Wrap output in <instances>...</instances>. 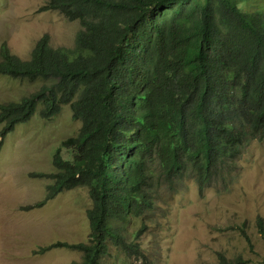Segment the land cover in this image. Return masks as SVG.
Instances as JSON below:
<instances>
[{
	"label": "trees",
	"instance_id": "1",
	"mask_svg": "<svg viewBox=\"0 0 264 264\" xmlns=\"http://www.w3.org/2000/svg\"><path fill=\"white\" fill-rule=\"evenodd\" d=\"M249 1L47 0L42 11L80 23L73 47H53L45 34L22 59L1 45L0 75L45 83L0 103V151L39 104L43 119L70 105L81 121L57 147L55 171L32 173L53 182L24 209L87 187L89 240L56 241L40 253L69 248L82 253L69 264H114V245L146 261L138 240L147 225L131 227L155 211L158 188L193 178L203 195L234 172L245 146L264 139V4L243 10ZM257 226L264 238L262 217ZM237 229L251 244L245 223ZM212 264L247 261L219 252Z\"/></svg>",
	"mask_w": 264,
	"mask_h": 264
},
{
	"label": "rangeland",
	"instance_id": "2",
	"mask_svg": "<svg viewBox=\"0 0 264 264\" xmlns=\"http://www.w3.org/2000/svg\"><path fill=\"white\" fill-rule=\"evenodd\" d=\"M47 0H0V48L29 59L37 41L49 34L53 47H73L77 20L69 21L58 11H42ZM263 0L240 3L253 11ZM45 81L0 75V103L18 102L36 92ZM42 104L26 123L17 125L2 143L0 152V264H69L82 253L69 248H40L56 241H88L87 216L92 206L87 187L65 190L45 205L24 207L45 198L53 180L32 173L55 171L53 155L61 141L75 136L81 121L70 105L51 119L40 115ZM3 124H0V132ZM1 141V137H0ZM71 159L70 150L63 149ZM229 183L226 187L224 185ZM155 211L136 220L131 230L147 225L139 242L147 260L127 257L111 245L114 264H212L218 253L229 258L241 255L247 264H264V238L257 220L264 219V139L243 148L236 169L199 194L196 181L185 178L178 189L158 188ZM246 225L251 244L237 229Z\"/></svg>",
	"mask_w": 264,
	"mask_h": 264
},
{
	"label": "clouds",
	"instance_id": "3",
	"mask_svg": "<svg viewBox=\"0 0 264 264\" xmlns=\"http://www.w3.org/2000/svg\"><path fill=\"white\" fill-rule=\"evenodd\" d=\"M1 45H2V44H1ZM0 152H1V151H0ZM64 191H65V190H64ZM62 192H63V191H62ZM60 193H61V192H60ZM60 193H59V194H60ZM45 196H46V195H45ZM55 197H56V196H55ZM55 197H54V198H55ZM42 200H43V199H42ZM42 200H41V201H42ZM38 202H39V201H38ZM47 202H48V201H47ZM47 202H46V203H47ZM35 203H36V202H35ZM46 203H45V204H46ZM33 204H34V203H33ZM45 204H44V205H45ZM41 207H42V206H41ZM37 208H39V207H37ZM33 209H35V208H33ZM30 210H32V209H30ZM78 252H79V251H78ZM80 253H81V252H80Z\"/></svg>",
	"mask_w": 264,
	"mask_h": 264
}]
</instances>
